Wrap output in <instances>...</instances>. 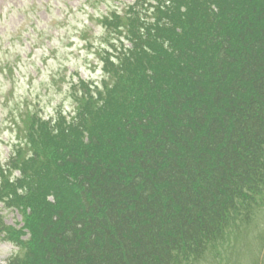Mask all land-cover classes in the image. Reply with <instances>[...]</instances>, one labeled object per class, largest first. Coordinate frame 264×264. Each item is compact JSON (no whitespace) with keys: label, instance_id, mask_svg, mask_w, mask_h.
Returning <instances> with one entry per match:
<instances>
[{"label":"trees","instance_id":"16d2710c","mask_svg":"<svg viewBox=\"0 0 264 264\" xmlns=\"http://www.w3.org/2000/svg\"><path fill=\"white\" fill-rule=\"evenodd\" d=\"M152 19L126 91L13 160L21 199L56 196L32 218L62 264H197L264 206V0H154Z\"/></svg>","mask_w":264,"mask_h":264},{"label":"rangeland","instance_id":"374dc122","mask_svg":"<svg viewBox=\"0 0 264 264\" xmlns=\"http://www.w3.org/2000/svg\"><path fill=\"white\" fill-rule=\"evenodd\" d=\"M131 0H0V157L15 140L13 118L23 105L51 115L70 108L61 92L77 75L99 80L100 57L108 36L99 25L107 7ZM10 73L13 75L11 76ZM73 74V77L71 76ZM264 218V211L257 216ZM20 217L8 212L11 225ZM264 249V248H263ZM15 248L0 240V264ZM264 254L255 264H264ZM252 255L241 264H252ZM50 264H56L51 261ZM202 264H234L230 253L210 254Z\"/></svg>","mask_w":264,"mask_h":264}]
</instances>
